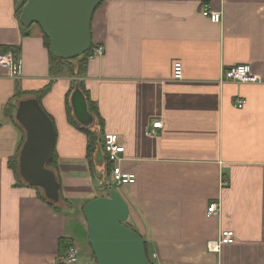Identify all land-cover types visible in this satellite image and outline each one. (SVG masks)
I'll list each match as a JSON object with an SVG mask.
<instances>
[{"label":"crops","instance_id":"0c3cea01","mask_svg":"<svg viewBox=\"0 0 264 264\" xmlns=\"http://www.w3.org/2000/svg\"><path fill=\"white\" fill-rule=\"evenodd\" d=\"M17 6L0 0V53L16 50L22 64L18 77L0 67V264H63L60 238L82 247L65 210L83 224V205L108 195L104 166L100 153L93 176L86 135L68 121L73 77L50 75L43 33L37 25L21 32ZM206 6L221 12L220 22L201 14ZM90 36L103 52L88 58L80 79L103 133L124 146L121 169L136 176L115 187L128 206L126 225L157 264H264V0H104ZM175 62L181 80L173 78ZM239 64L250 65L261 82H220ZM48 84L38 101L55 130V162L46 167L66 200L59 211L18 166L25 140L18 102ZM239 100L246 101L242 108ZM158 120L162 127L147 134ZM211 202L219 214L207 215ZM223 230L234 232V242L209 251L207 242ZM77 264L94 260L88 253Z\"/></svg>","mask_w":264,"mask_h":264},{"label":"water","instance_id":"95a60500","mask_svg":"<svg viewBox=\"0 0 264 264\" xmlns=\"http://www.w3.org/2000/svg\"><path fill=\"white\" fill-rule=\"evenodd\" d=\"M102 1L26 0L19 20L26 28L37 25L41 29L49 40L52 56L74 59L90 48L92 16ZM70 103L75 118L90 127L94 117L88 112L85 97L77 84L71 93ZM15 117L25 130L18 157L20 175L57 203L59 184L53 172L46 167L54 152L53 123L37 98L20 100ZM82 214L96 264H150L142 237L125 224L128 206L115 188H109L107 196L88 200L82 207Z\"/></svg>","mask_w":264,"mask_h":264},{"label":"built area","instance_id":"2783aa9c","mask_svg":"<svg viewBox=\"0 0 264 264\" xmlns=\"http://www.w3.org/2000/svg\"><path fill=\"white\" fill-rule=\"evenodd\" d=\"M201 14L207 17L211 22H220L222 14L220 11H214L207 6L201 11ZM103 52L101 46H97L93 50V54L100 55ZM0 67L7 69L12 77H18L21 74L22 64L19 58L15 57L11 51L0 53ZM173 78L181 80L183 78V67L181 62H175L173 64ZM220 82H236V83H259L261 79L255 75L250 65L239 64L231 66L224 70L221 74ZM245 100L237 101V107L242 108L245 104ZM162 127L160 120L152 123L150 130L146 133L149 135H155L156 130ZM124 152V146L119 143L118 136L114 133H104L103 135V153L108 156L110 166L108 169L107 184L108 188L119 186L123 184H131L136 180V176L133 173L124 172L121 169L120 161L121 155ZM222 184H226L223 180ZM220 207L217 202H211L206 209L207 215L219 214ZM234 242V232L231 230H223L215 240L207 242V249L209 251H218L222 244H231ZM79 256V250L75 245L69 246L63 255H61V261L63 264H77ZM151 261L156 263V255L150 256Z\"/></svg>","mask_w":264,"mask_h":264},{"label":"trees","instance_id":"16d2710c","mask_svg":"<svg viewBox=\"0 0 264 264\" xmlns=\"http://www.w3.org/2000/svg\"><path fill=\"white\" fill-rule=\"evenodd\" d=\"M25 3H26V0H18V6L16 7V11H15V15H16L18 20H19V16L22 12V9H23V6ZM19 25H20V29H21L22 33H25V31L30 29V27L29 28L24 27L20 23V20H19ZM42 37H43L44 45L49 52V40L44 34H42ZM95 47L96 46L94 44H92V42H91V45H90V48L88 49V51L85 52L82 56L74 58V59L57 58V57L52 56L49 52V72H50V75L52 77H54V76L58 75L59 73L66 71L71 77H73L72 89H74L75 85L77 84L79 89L82 91V93L85 97V100H86L88 111L94 117V122H95L94 128L81 126L76 121L73 114H71V107L67 102L66 106H67V112H68V121H69V123H71V125H75L77 128L82 130L86 135V138H87L86 158L88 160V163H89V166H90V169H91L93 176L97 175V173L94 172L95 163L97 162V155L101 153V160H102V163L104 166V172L101 176H102V180L104 182L103 185H104L105 189L108 190L109 188H108V184H107V176H108V169L110 166V162L108 160V156L103 153V135H104V133L102 131L103 130V123H102L101 118L98 115V110H97L96 104L91 101L90 96H89V92L86 90L82 80L80 79V77L85 72L87 60L89 57H91L93 55V50ZM13 51H14L13 52L14 56H18L16 53V50H13ZM49 87H50V84L46 85L44 88H42L40 90L29 92V95L34 96L35 98L40 100L41 97L45 93L48 92ZM20 94H23V93H20ZM22 142H21L20 148L23 144ZM54 162H55V154L53 152V157L47 163V167L53 166ZM9 165L13 169L14 172H17V156H13L12 158L9 159ZM40 197L44 201L51 202L49 199L45 198L43 195H40ZM59 203L65 204L66 200L63 199L62 197H60ZM51 205L55 211L60 210V208L57 204L52 203ZM71 245H74V244L72 243V240H70L69 238H60L59 242H58V251L61 252V254H64L66 249ZM144 245H145L146 254H147V257H148L150 264H155L150 259V255L148 253L145 241H144ZM90 254H91L93 260L95 261L92 251Z\"/></svg>","mask_w":264,"mask_h":264},{"label":"rangeland","instance_id":"374dc122","mask_svg":"<svg viewBox=\"0 0 264 264\" xmlns=\"http://www.w3.org/2000/svg\"><path fill=\"white\" fill-rule=\"evenodd\" d=\"M116 186H114L113 188H115ZM116 189V188H115ZM108 191V190H107ZM106 193H108V192H106ZM58 206H63V204H59ZM65 213L67 214V218H68V220H69V224L71 225V226H73L74 225V227H75V230H76V236H77V241H78V243L79 244H81V246L82 247H80V245H79V256L78 257H83V259L85 258V257H87L88 256V253H89V256H91V249H90V247L88 246V244L86 243V241L88 242V239L86 240V237H85V227H84V224L86 225V221L83 219V218H81V220H82V223L83 224H77V222L75 223L74 222V218H76V219H78L79 217H77V216H74L73 214H69L70 213V211L67 209V210H65ZM79 214H80V217L81 216H83L82 215V211L81 212H79ZM79 216V215H78ZM73 220V221H72ZM86 228H87V225H86ZM150 255V254H149ZM151 256V255H150ZM92 257V256H91ZM94 264H96V262L94 261Z\"/></svg>","mask_w":264,"mask_h":264}]
</instances>
